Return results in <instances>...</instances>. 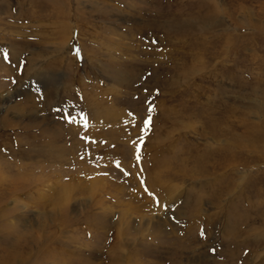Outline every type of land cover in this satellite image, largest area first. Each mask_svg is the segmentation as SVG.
Wrapping results in <instances>:
<instances>
[{
    "label": "rangeland",
    "instance_id": "obj_1",
    "mask_svg": "<svg viewBox=\"0 0 264 264\" xmlns=\"http://www.w3.org/2000/svg\"><path fill=\"white\" fill-rule=\"evenodd\" d=\"M9 49L0 264H207L244 210L264 259V0H0Z\"/></svg>",
    "mask_w": 264,
    "mask_h": 264
},
{
    "label": "bare ground",
    "instance_id": "obj_2",
    "mask_svg": "<svg viewBox=\"0 0 264 264\" xmlns=\"http://www.w3.org/2000/svg\"><path fill=\"white\" fill-rule=\"evenodd\" d=\"M157 21H158V19L155 22H157ZM161 25H162V27L164 26L163 22H161ZM176 25H178V23L176 24L175 21L169 20V22L166 24V29L173 31V30H175ZM156 26L160 27V24L157 25V23H156ZM10 48H12V47H10ZM11 50L12 49L8 50V53H9L8 56H5V57L0 56V63H3V64L5 63L9 68L11 67L10 65H12L13 63H15L16 66H17V64H19V66H17V68L18 67H21V68L18 69L19 71H18V73L17 72L16 73H17V77H21V76L25 75L32 68L33 65H30L28 57L23 58L22 56H20L18 58L16 53H14V51H11ZM6 59H7V62H6ZM13 59H15V60H13ZM16 73L14 75H16ZM165 75H166V78L164 81L165 82L164 88H166L167 91H169V92L171 90H173L177 85H179L182 82L181 78L179 77L181 75L179 73H177L176 70L173 68L168 69L165 72ZM51 94L52 93L47 94V97ZM13 96H15V94H13ZM13 96L12 95L6 96L4 100L5 101L10 100ZM49 99L51 100L52 98L49 96ZM28 104L29 103H27V105ZM32 109H33V107H31L29 105L27 106V110L32 111ZM13 125H14L13 121H11L7 118L5 119L4 117L0 118V132L2 134V139L3 138L6 139V137H8L7 133L9 131L13 130L11 128V127H13ZM35 127L37 129L35 131H33L32 133L26 135L25 136L26 138L27 137L33 138L35 136H39L38 135L39 133H41L42 135H45L47 133L44 130L45 128L39 127V125H36ZM54 133H52V134H54ZM19 148L20 147H18V149ZM26 148H28V147H26ZM20 149L22 150V149H24V147H22ZM20 149H19V152L15 153V151L11 150V147H9V144H8V146H6V148L3 150H5L6 153L7 152L11 153L12 155L17 154L19 156H22L21 155L22 152L20 151ZM0 156H1V154H0ZM1 159H2V157H1ZM0 172H1V167H0ZM238 216H240L239 217L240 219H238L235 222H232L230 224V227L228 229H226V231H225V232L231 233V234L234 233L235 235H233L232 238L228 239V240L221 238L222 240L218 243L221 247L218 254L215 255L214 259H208L207 258V264H264V259L260 260L259 263H256L257 242L255 239V236L253 235L255 228H256L255 217L251 214V212L249 210H247V211L244 210V212H242L241 214L239 213ZM252 236L254 237L255 240L252 239L253 238ZM29 257H30V255H28L26 258H29ZM217 257H218V260L216 261L215 259ZM26 261H29V259H26Z\"/></svg>",
    "mask_w": 264,
    "mask_h": 264
}]
</instances>
